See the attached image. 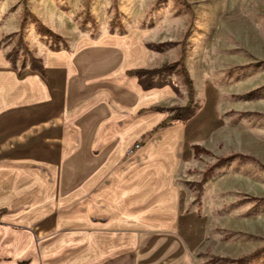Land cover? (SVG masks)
<instances>
[{
  "label": "crops",
  "instance_id": "crops-1",
  "mask_svg": "<svg viewBox=\"0 0 264 264\" xmlns=\"http://www.w3.org/2000/svg\"><path fill=\"white\" fill-rule=\"evenodd\" d=\"M138 53L86 43L50 51L42 74L0 48V264L193 262L172 174L191 138L149 133L165 114L141 109L163 94L127 74Z\"/></svg>",
  "mask_w": 264,
  "mask_h": 264
},
{
  "label": "rangeland",
  "instance_id": "rangeland-1",
  "mask_svg": "<svg viewBox=\"0 0 264 264\" xmlns=\"http://www.w3.org/2000/svg\"><path fill=\"white\" fill-rule=\"evenodd\" d=\"M86 43L138 49L129 70L172 67L154 75L169 84L147 90L130 75L163 94L146 107L162 120L190 104L183 67L193 81L194 115L149 132L179 123L191 138L172 172L180 221L194 219L187 236L172 235L188 244L193 262L183 264H264V0H0V48L7 55L20 44L15 69H30L31 52L45 66L50 51ZM191 125L200 135L190 136Z\"/></svg>",
  "mask_w": 264,
  "mask_h": 264
},
{
  "label": "trees",
  "instance_id": "trees-1",
  "mask_svg": "<svg viewBox=\"0 0 264 264\" xmlns=\"http://www.w3.org/2000/svg\"><path fill=\"white\" fill-rule=\"evenodd\" d=\"M25 23H26V18L22 22V28H24ZM39 27H40V32L48 34V35H51L57 41H61L62 40V36L61 35H59L57 33H54L49 28H46V26H44L42 23H41V26L39 24ZM53 49L54 50H60L61 46L57 45V46L53 47ZM19 50H20V44L15 46L14 50L9 52V53H7V55H6L7 59H9L12 62V65H13L14 68H16V61H15V58L12 57V56H13V53H18ZM30 54H31V57H30V69L33 70V71H39L40 73L44 74L45 73V66H44L43 60L41 58L36 57L34 54H32V52ZM183 60H184V58L182 57L181 58V62H180L182 65L184 64ZM25 66L26 65L23 63L22 68H25ZM171 68H172L171 66L170 67L165 66V67H162V68L156 69V70H147V69L138 68V69L128 70L127 73L129 75L138 76L139 81L142 84L143 88L147 90V89H151V88H154V87H161V86H164L166 84H169L168 82H166V83L165 82H161V81L160 82H156L154 75L156 73L160 74V73L169 71V70H171ZM183 72L186 75L187 83H188V87H189V98H190L189 102H190V104H188L185 107L178 108V111H181L180 113L166 117L156 127H154L153 130L159 129L160 127H165L171 121H174L176 119L186 120V119H188V118H190L191 116L194 115L195 111L191 110V103L194 100L193 81L190 78L189 73H188V71H187V69L185 67H183ZM152 109H154V108H152V107L145 108V109L141 110V112H144L146 110H152ZM156 109H159V108H156ZM143 136H146V135H143ZM6 210H7V208L3 207V208L0 209V212H4ZM247 257H248L247 255L241 256V257L238 258V261H243Z\"/></svg>",
  "mask_w": 264,
  "mask_h": 264
},
{
  "label": "built area",
  "instance_id": "built-area-1",
  "mask_svg": "<svg viewBox=\"0 0 264 264\" xmlns=\"http://www.w3.org/2000/svg\"><path fill=\"white\" fill-rule=\"evenodd\" d=\"M140 143H137V145L139 146Z\"/></svg>",
  "mask_w": 264,
  "mask_h": 264
}]
</instances>
